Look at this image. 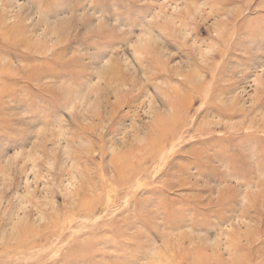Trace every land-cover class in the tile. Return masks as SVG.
Masks as SVG:
<instances>
[{
	"label": "rangeland",
	"instance_id": "rangeland-1",
	"mask_svg": "<svg viewBox=\"0 0 264 264\" xmlns=\"http://www.w3.org/2000/svg\"><path fill=\"white\" fill-rule=\"evenodd\" d=\"M0 264H264V0H0Z\"/></svg>",
	"mask_w": 264,
	"mask_h": 264
}]
</instances>
